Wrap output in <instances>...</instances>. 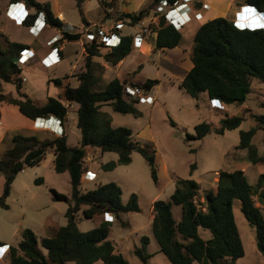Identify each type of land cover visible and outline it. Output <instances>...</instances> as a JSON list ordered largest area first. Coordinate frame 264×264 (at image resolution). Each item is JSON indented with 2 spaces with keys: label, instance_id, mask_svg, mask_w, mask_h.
Masks as SVG:
<instances>
[{
  "label": "trees",
  "instance_id": "1",
  "mask_svg": "<svg viewBox=\"0 0 264 264\" xmlns=\"http://www.w3.org/2000/svg\"><path fill=\"white\" fill-rule=\"evenodd\" d=\"M114 1L103 0V3L109 7ZM159 1L156 0L157 3ZM169 1L172 3L175 0ZM18 2H24L27 8L33 7L35 10L25 16L22 22L24 26L30 27L40 11L45 13L48 25L57 27L62 24L53 14L49 2L10 0V3ZM246 5L264 12V0H246ZM151 10L154 11V8L149 5L137 12H120L117 20L135 26L149 16ZM158 13L155 12L159 16L158 20L151 24L156 33L155 47L164 50L178 46L183 37L182 31L167 23L164 16ZM4 35L0 31V78L13 83L19 95L0 92V103L16 105L21 114L30 120L55 116L62 121L66 119L68 112L66 102L77 103V127L81 131L79 144L75 146L68 144L66 133L43 139L36 134L22 133H15L11 137L12 144L0 158V171L5 178L0 207L9 208L5 199L11 192V184L16 175L27 166L38 165L49 149H53L55 155V170L69 172L71 192L68 195L50 187L53 200L68 203V223L40 239L31 228L22 229L19 243L9 246L10 260L5 264H65L67 261L93 264L97 260L106 264H129L123 253L117 251L108 239L112 230L110 221L104 220L88 230L79 229L76 221L81 209L87 217L108 213L119 218L121 213L140 211L137 194L132 193L129 200L123 202L122 187L116 181L99 183L87 190L81 188L82 178L87 172L85 160L88 147H98L102 152L113 151L118 154L117 161L101 164L105 170H112L118 164H129L132 152L137 151L146 159L154 181H158L154 147L141 144L134 137L131 128L124 125L113 126L109 113L102 110L103 105H110L117 112L140 115L141 111L136 106L139 98L128 94L125 84L117 76L104 87H97L101 75L96 72L94 56H100L112 65L121 63L133 49V34H123L116 46H108L97 38L86 42L85 69L75 74L77 84H65L62 94L48 96L43 104L38 103L27 92L21 91L23 68L19 66L18 57L29 45L6 38L5 47L1 42ZM80 35L79 32L65 31L63 39L77 40ZM102 49H106L105 52ZM190 56L193 65L180 81L181 88L194 98L206 93L210 99H217L221 103L243 104L252 92L253 81L264 83V27L240 26L225 16L210 18L197 29ZM64 78L66 77H55L51 81L62 85ZM158 83L157 78H147L141 87L149 93ZM254 117L257 125L240 132L239 147L246 148L250 160L258 163L264 161V156L258 154V148L252 143V139L258 129L264 130V114ZM242 120L240 115L229 116L226 113L219 126L215 127L205 121L196 124L195 133L188 134V138L201 139L211 131L223 134L225 130L239 127ZM194 167L195 164H192V169ZM36 181L43 182V178H37ZM263 183L264 174H260L258 188H254L243 169H221L217 187L207 190L205 202L199 203L198 183L190 178L178 179L170 199H156L152 203L153 232L159 250L172 264H236V260L244 255L233 211V201L239 199L244 216L256 229L257 248L264 254V215L261 206L254 199L257 189L260 201L264 203V192L261 191ZM173 205L181 206L179 220L174 217ZM120 222L126 224L122 220ZM200 228L208 229L211 237L202 236ZM141 241L142 246L137 247L135 252L144 264H148L147 258L151 255L146 250L149 236L143 235ZM39 244L47 250V254ZM2 245L5 243L0 241V246Z\"/></svg>",
  "mask_w": 264,
  "mask_h": 264
},
{
  "label": "rangeland",
  "instance_id": "2",
  "mask_svg": "<svg viewBox=\"0 0 264 264\" xmlns=\"http://www.w3.org/2000/svg\"><path fill=\"white\" fill-rule=\"evenodd\" d=\"M158 4L159 2L157 3L156 0H115L108 7L104 5L103 1L84 0L77 7L70 8L68 16L76 19L82 26L86 25L85 28L88 27L87 24L90 25V22L87 21L85 24L84 17L92 20L91 25L96 24L110 28L119 21L117 15L120 12H126L125 10L121 11L123 7L131 12H136L140 7L152 5L154 11L151 10L147 19V24L151 25L158 20L159 16L155 14V12H159ZM0 11V27L11 39L19 41L33 39L22 24L25 16L34 12L33 7L27 8L24 2L9 4V0H0ZM253 11L255 14L251 17H257L258 23L256 24H259V27H264V12L259 14L254 8ZM237 13L232 19L235 22L238 18ZM242 13L247 15L245 12ZM251 17H240L243 20L240 25L246 26ZM123 22L120 24L123 34H129L139 29L126 21ZM189 26L190 23L181 29L183 37L180 47L177 49L156 48L155 32L147 34L149 43L146 40L138 44L134 42L133 49L125 57L121 68L113 66L100 56H94L97 65L96 72L101 75L100 83L97 85L99 88L104 87L113 77L118 76L120 69L124 71L119 73L122 81L127 80V84L131 86L130 82L138 72L137 69H140L138 67L140 64H143L145 69L137 75L139 80L147 77L159 79V83L155 84L150 92L154 95V101L149 103L139 100L136 104L141 111L140 115L120 113L110 105L102 107V110L111 116L113 126L124 125L131 128L134 137L141 144H149L154 147L158 181L155 182L152 178L150 167L141 153L133 151L129 164H118L112 170H105L100 166L101 163L117 161L118 154L113 151L102 152L100 149L99 152L97 149H90L85 160L86 171L94 173V178L90 181H84L89 180L84 179L85 176L82 178L84 182H82L81 188L83 190L94 188L99 183L116 181L122 187L123 202H127L132 193L137 194L140 206L138 212L121 213L119 218L108 213L87 217L81 209L76 221L81 230L91 229L104 220L110 221L112 230L108 239L115 245L117 251L123 253L129 264H144L135 252L137 247L142 246L143 235L149 236V242L146 245L147 252L151 254L147 258L148 264H172L168 257L159 250V244L154 236L152 202L156 199H170L178 179H194L199 185L197 200L199 203H204L205 192L217 187L221 169H243L254 188H258L259 176L264 174V161L253 163L248 156V150L239 147L240 132L256 126L257 121L254 116L264 114V83L258 80L253 81L252 92L240 105L218 101V107H213L211 99L206 93L200 94L199 98L192 97L179 86L180 76L178 73H182V71L177 68L181 65L188 67L187 64H189L187 55H181L182 48L190 47L193 44V36L187 31ZM91 28V31L96 33L97 26L93 25ZM6 34L1 37L2 45L5 47L7 46L6 38H8ZM82 34L80 35L82 40L77 39L80 43L75 40L63 39L62 35L61 42L66 44L64 49L66 58H59L51 66L46 67L50 61L47 58L44 59L45 56L41 60L44 67L38 65L39 57L36 54L26 63H20L19 66L23 68L21 91L27 92L38 103L43 104L48 96L62 94L65 84H77L75 74L85 69V44L90 41L86 38L85 33ZM36 42L38 43V41ZM55 47L57 46L55 45ZM102 50L105 52L106 49ZM181 56L185 59L181 60ZM55 77L66 78L63 79L62 85H56L51 81ZM0 92L13 96L19 95L13 83L5 82L1 78ZM66 106L68 112L65 117V126L67 127L63 128L62 133L56 132L55 135L66 133L68 144L75 146L79 144L81 138V131L77 127L78 104L66 102ZM226 113L229 116H242L243 120L240 126L232 130H225L223 134L211 131L201 139L188 138V134L195 133L196 124L205 121L215 127L219 126ZM22 115L16 105L7 102L0 103V125L3 127V130L0 131V158L4 150L12 144L11 137L15 133L36 134L41 139L54 136L49 127L51 128L56 120L49 121L48 127L38 125L35 127V123L34 126L32 124L33 120ZM252 143L257 146L258 154L264 156L263 129H258L255 132ZM51 152L47 151L45 160L39 165L27 166L18 173L11 184V192L5 199L9 208L0 207V239L9 245L18 244L24 228L28 227L34 230L40 239L43 236L51 235L50 231L53 228L68 223L66 215L68 203L54 201L49 189L54 187L69 195L71 192L70 174L68 171L57 172L55 170ZM192 164H195L193 169ZM41 177L43 182H37L36 179ZM4 182V175L0 171V196L3 192ZM261 189L264 192V183ZM255 191V202L261 206L264 215V203L260 201L259 190L255 189ZM233 211L244 246V255L236 260V264H264V254L257 248L256 229L244 216L239 199H234ZM173 214L179 220L181 206L173 205ZM121 220L126 224H121ZM199 232L204 237L212 235L208 229L200 228ZM8 244L0 246V264L6 258L10 259ZM39 246L47 254V250L40 244ZM65 264L75 263L67 261ZM93 264L106 263L97 260Z\"/></svg>",
  "mask_w": 264,
  "mask_h": 264
},
{
  "label": "crops",
  "instance_id": "3",
  "mask_svg": "<svg viewBox=\"0 0 264 264\" xmlns=\"http://www.w3.org/2000/svg\"><path fill=\"white\" fill-rule=\"evenodd\" d=\"M38 1H40V2H49L50 3V5H51V9H52V11H53V14L56 16V17H58L60 20H61V22H62V24L60 25V26H57V27H55V26H50V25H48V24H46L45 25V27L42 29V31L40 32V33H38L37 34V30H38V28H40V26H41V24H42V22H43V18H42V16H40L39 18H38V22H37V24L35 25V33L34 32H30V30H29V27H27V26H25L26 28H27V30H28V32H29V34L30 35H32V40H30V41H25V40H20V42H24V43H27L29 46H28V50H30V52H32L33 54H36V55H38L37 57H39V60H38V65H40V66H42V67H44V65H43V63L41 62V60H42V58L51 50V48H52V46H57L58 47V51H59V54H60V57L62 58V59H65L66 58V54H65V43H63V42H61V38H62V35H63V32H65V31H67V32H70V33H81L82 32V30H84V28H85V26L86 25H84V26H82L81 24H79L78 23V21H76V19H73V18H70L69 16H68V12H69V10H70V8H72V7H77L78 6V4L79 3H81V1L82 2H84V0H79V2H77V0H38ZM99 1H103V0H99ZM106 1H109V0H106ZM205 3H208L209 5H210V9L209 10H206V11H203V13H202V15H203V18L202 19H199V20H192V22H190V26H189V28H188V32H189V34H191L192 36H193V40H192V42H193V44L190 46V47H187V48H182L181 49V55H187V57H188V63L189 64H187V66L188 67H185L184 65L182 66L181 65V67H179V66H177V68L179 69V70H181L182 71V73H178L179 74V76H180V81L184 78V76H185V74H186V72L192 67V65H193V63H192V60H191V50H192V48H193V45H194V35H195V33H196V31H197V29L200 27V25L204 22V21H206V20H208V19H210V18H213V17H216V16H225V17H228V18H230V19H233L234 18V16H235V14H236V12H238L237 13V15H240V14H242V12H243V9L246 7L245 5H246V0H203ZM142 2V1H141ZM141 2L139 3V5L141 4ZM118 3V2H117ZM9 4H10V0H9ZM13 4V3H12ZM237 6H239L238 8H237ZM141 8V7H140ZM34 9V8H33ZM122 10H125L126 12H131L129 9H126L125 7H123V9H121V11ZM35 11V10H34ZM1 12V11H0ZM133 12V11H132ZM137 12V11H136ZM261 12H259V14H260ZM254 14H255V12H254ZM260 18H261V16L260 15H258ZM37 18V16L35 17V19ZM181 18L183 19V17L181 16ZM257 18V17H256ZM35 19H34V21H35ZM84 22H85V24H86V22L87 21H89L90 22V25L89 24H87V26L88 27H91V26H93V25H95V26H98V25H96V24H93V25H91V23H92V20L89 18H86V17H84ZM34 21H33V23H34ZM201 21V22H200ZM238 22V23H237ZM240 22H243V20L240 18L239 19V17L237 18V20H236V23L238 24V25H240ZM33 25V24H32ZM31 25V26H32ZM37 26V27H36ZM240 26H244V25H240ZM93 28V27H92ZM0 31L3 33V34H6V31L4 30V29H2L1 27H0ZM120 31H121V34L123 35V33H122V30L120 29ZM44 32H46V33H44ZM135 32H137V30L135 31ZM134 31L133 32H131V33H129V34H134L135 33ZM82 34V33H81ZM7 35V34H6ZM7 37L10 39V40H13V41H19V40H14V39H11L10 38V36L9 35H7ZM51 38H55L56 39V43L55 44H53V45H48L47 44V41L49 40V39H51ZM155 38H156V35H155ZM79 40H82V38L80 37L79 38ZM79 40H75V41H77V42H79ZM36 41H38V43L36 42ZM72 41H74V40H72ZM145 41V40H144ZM143 41V42H144ZM146 41L148 42V40L146 39ZM154 41H155V39H154ZM80 43V42H79ZM149 43V42H148ZM181 43V42H180ZM39 44H41V46H39ZM180 45V44H179ZM176 46V47H174L175 49H177V48H179L180 46ZM190 48V49H189ZM135 49V48H134ZM38 59V58H37ZM183 59H185L184 57L182 58V56H181V60H183ZM124 61V60H123ZM123 61L121 62V63H119V64H117V65H113V66H118V67H120L121 66V64L123 63ZM141 65V66H140ZM139 66H140V69H138V72L136 73V75L135 76H133V78H132V80H131V82L132 83H135V84H138V85H141V84H143V82L148 78H145V79H143V80H139L138 78H137V75L142 71V70H144L145 69V67H144V65L143 64H140ZM138 66V67H139ZM46 68V67H45ZM121 68V67H120ZM137 69V68H136ZM120 72H124V71H121V69H120V71L118 72V78L119 79H121V77H120V75H119V73ZM175 72V71H174ZM150 78V77H149ZM151 78H153V77H151ZM122 80V79H121ZM154 88V87H153ZM152 88V89H153ZM151 89V90H152ZM151 90H150V92H151ZM149 92V94L150 95H152L151 93ZM153 97H154V95H152ZM28 119V118H27ZM49 121H53V118L52 119H49L47 122H46V124L44 123V122H42V123H40V124H38V126H40V127H48L49 125H48V122ZM32 122V121H31ZM33 124V123H32ZM35 127H37V124H36V126ZM62 127L64 128V129H66V127L67 126H65V120L64 121H62ZM56 128H58V126L56 125V124H54V126H52L51 128L49 127V129H50V132H52L54 135L55 134H57L56 132H55V130L54 129H56ZM1 130H3V127L0 125V131ZM65 132V131H64ZM71 146V145H70ZM90 149H97V151L99 152V149L100 148H98V147H88L86 150H87V152L88 151H90ZM48 151H52L51 153H52V155H53V158H55V155H54V152H53V149H49ZM47 155V154H46ZM46 158V157H45ZM45 158L43 159V160H45ZM87 159V158H86ZM42 160V161H43ZM41 161V162H42ZM40 162V163H41ZM53 162H54V159H53ZM39 163V164H40ZM38 164V165H39ZM102 164V163H101ZM37 166V165H36ZM101 166V165H100ZM18 175V174H17ZM16 175V176H17ZM84 179H85V177H84ZM84 181H90V180H84ZM84 181H82V182H84ZM12 187V186H11ZM53 199V198H52ZM55 201V200H54ZM153 203V202H152ZM60 227V226H59ZM59 227H57V228H53L51 231H50V233H52L54 230H56V229H58ZM34 231V230H33ZM0 241L1 242H3V243H5V244H8L6 241H4L3 239H0ZM19 243V242H18ZM17 245V244H16ZM8 246H10L9 244H8ZM9 257V256H8ZM8 258H6L5 260H3V263L2 264H5V263H7V262H9V260L10 259H8ZM2 261V260H1Z\"/></svg>",
  "mask_w": 264,
  "mask_h": 264
},
{
  "label": "built area",
  "instance_id": "4",
  "mask_svg": "<svg viewBox=\"0 0 264 264\" xmlns=\"http://www.w3.org/2000/svg\"><path fill=\"white\" fill-rule=\"evenodd\" d=\"M159 15H163L167 23L173 24L175 28L178 30H181L183 26L190 23L193 19L199 20L203 18V11L209 10L210 5L208 3H205L203 0H175L174 2H170L169 0H160L159 1ZM160 8V10H159ZM178 11V14L183 17V20L179 18L174 12ZM42 16L43 22L37 30V34L42 31V29L47 24L46 16L43 11H40L38 13L37 18L35 19L32 26L29 27L30 32H36L35 31V25L38 22V18ZM148 16L143 18L138 25H135L136 27H139L137 29V32L133 34V41L135 44H138L140 42H143L147 39V34L154 32L152 30L151 25L147 24ZM124 23L123 21L119 20L117 21L113 26L110 28H104L102 26H97L96 33L91 31V27H86L84 30H82L81 33H85V36L88 40H93L94 38H97L99 41H103L108 46H116L121 41V31H120V24ZM37 27V26H36ZM82 34V35H83ZM56 43L55 38H51L48 41V45H53ZM34 54L30 52V50L25 49L20 52V55L18 57V63L24 64L26 63L30 58H32ZM47 58L50 63L46 64L45 66H51L52 64L56 63L60 57L58 53V47L53 46L51 50L45 55L44 59ZM43 59V60H44ZM141 85L138 86H129L128 84H125V91L130 94L131 96H137L139 100H143L145 102H153L154 97L150 95L148 92L146 93L144 89L141 87ZM218 100L217 99H211V106L218 107ZM58 126V128L54 129L57 133H62V122L60 119L54 123ZM60 125V126H59ZM85 178L92 180L94 178V173H91L90 171H87L85 173Z\"/></svg>",
  "mask_w": 264,
  "mask_h": 264
},
{
  "label": "water",
  "instance_id": "5",
  "mask_svg": "<svg viewBox=\"0 0 264 264\" xmlns=\"http://www.w3.org/2000/svg\"><path fill=\"white\" fill-rule=\"evenodd\" d=\"M243 12H245L247 15H245L244 13L238 15L239 19L240 17H243V16H248V17H251L253 16L254 14V11H253V7L251 6H248V7H245L243 9ZM258 23L257 19L254 17H251L250 20H248V24L246 25V27H259L260 25L259 24H256ZM127 83V80H124L123 81V84H126ZM35 125L37 124H40L42 122H44L46 124V122L48 121V118H44V117H38L36 119L33 120Z\"/></svg>",
  "mask_w": 264,
  "mask_h": 264
},
{
  "label": "clouds",
  "instance_id": "6",
  "mask_svg": "<svg viewBox=\"0 0 264 264\" xmlns=\"http://www.w3.org/2000/svg\"><path fill=\"white\" fill-rule=\"evenodd\" d=\"M247 6H248V5H247ZM257 11H258V10H257ZM258 12H259V11H258ZM261 13H263V12H261ZM126 84H127V83H126ZM52 118L55 119L56 121H57L58 119H60V118H58V117L51 116V117L48 118V120H49V119H52ZM60 120H61V119H60ZM61 122H62V120H61ZM53 126H54V125H53ZM59 126H60V125H59ZM61 126H62V125H61ZM62 129H63V127H62Z\"/></svg>",
  "mask_w": 264,
  "mask_h": 264
},
{
  "label": "bare ground",
  "instance_id": "7",
  "mask_svg": "<svg viewBox=\"0 0 264 264\" xmlns=\"http://www.w3.org/2000/svg\"><path fill=\"white\" fill-rule=\"evenodd\" d=\"M175 12H176V11H175ZM175 12H174V13H175ZM175 14H176L177 16L180 17V15L178 14V12H176ZM180 19L183 20L182 18H180ZM22 116H23V115H22ZM53 120L55 121V119H53ZM55 122H56V121H55ZM33 126H34V122H33Z\"/></svg>",
  "mask_w": 264,
  "mask_h": 264
}]
</instances>
